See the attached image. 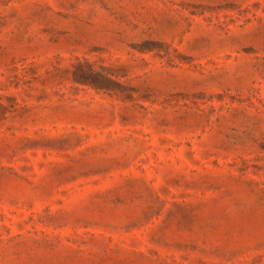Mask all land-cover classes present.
<instances>
[{"label":"rangeland","instance_id":"374dc122","mask_svg":"<svg viewBox=\"0 0 264 264\" xmlns=\"http://www.w3.org/2000/svg\"><path fill=\"white\" fill-rule=\"evenodd\" d=\"M0 264H264V0H0Z\"/></svg>","mask_w":264,"mask_h":264}]
</instances>
